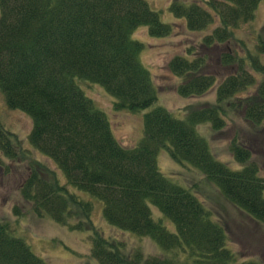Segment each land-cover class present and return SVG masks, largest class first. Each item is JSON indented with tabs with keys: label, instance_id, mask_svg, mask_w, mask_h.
<instances>
[{
	"label": "trees",
	"instance_id": "16d2710c",
	"mask_svg": "<svg viewBox=\"0 0 264 264\" xmlns=\"http://www.w3.org/2000/svg\"><path fill=\"white\" fill-rule=\"evenodd\" d=\"M261 2L170 4V11L185 20L189 31L211 27L200 42V52H209L207 58L204 52L190 58L193 48L167 63L173 75L184 79L176 92L198 97L215 87L216 105L195 109L183 120L156 106L143 117L139 144L125 148L77 81L102 86L114 98L115 111L153 107L157 88L140 61L144 47L133 33L146 27L151 37H167L171 26L145 0H0V91L8 108L30 116V145L57 164L68 185L100 200L110 225L151 239L164 253L144 256L136 248L129 254L122 241L93 230L90 256L97 264H261L239 258L228 245L225 227L188 189L163 176L156 162L158 151L165 148L173 160L201 172L231 205L264 227V176L252 151L232 140L229 152L242 168L231 170L214 158L196 131L202 123L220 131L225 126L220 115L225 103L239 109L254 127L264 125V41L251 53L235 38L240 26L254 20ZM233 39L242 44L239 54L228 49ZM212 60L217 68L207 72ZM255 85L253 97L231 103L235 95ZM14 138L0 124V151L9 161L18 157ZM21 195L32 201L39 217L46 214L73 230L93 229L92 203L70 194L45 165L30 170ZM149 204L171 220L175 233L153 219ZM0 264L46 263L0 221Z\"/></svg>",
	"mask_w": 264,
	"mask_h": 264
},
{
	"label": "rangeland",
	"instance_id": "374dc122",
	"mask_svg": "<svg viewBox=\"0 0 264 264\" xmlns=\"http://www.w3.org/2000/svg\"><path fill=\"white\" fill-rule=\"evenodd\" d=\"M145 1L159 14L160 20L172 28L171 35L167 37H151L146 27H140L133 33V39L142 43L144 47L140 61L150 72L157 88V102L154 106L139 112L115 111L114 98L102 86L77 81L78 86L93 101L95 107L106 115L113 137L125 148H134L139 144L143 137V117L156 106L183 120L195 109L216 105L215 87L202 96L190 98L180 96L176 88L184 79L173 75L167 67V63L173 57L187 55L188 49L195 48V53L190 58L203 56V52L207 58L209 52L205 50L200 52V42L211 27L204 32L189 31L185 20L175 16L169 9L175 0ZM235 36L244 42L243 46L245 45L251 53L257 49L260 40L264 41V2L258 5L254 20L240 26ZM239 45H242L241 42L233 39L228 49L239 54L241 51ZM215 64V60L208 62L206 71L216 69ZM261 80V76H258V83L261 84ZM255 91L256 85L239 92L231 103L235 105V101L249 99L253 97ZM220 115L225 122L220 131H215L211 123L196 126L198 134L209 144L214 158L231 170H240L242 166L229 152L231 141L238 140L252 151L253 161L262 169L261 173L264 176V125L260 128L254 127L243 118L239 109L232 108L229 103L222 105ZM0 124L15 136L18 151V157L14 161L4 158L0 151V221L8 223L13 234L24 239L38 258L46 264H97L90 256L93 230L104 238L122 241L126 246V252L139 248L144 256L164 255L151 239L110 225L103 216V203L100 200L67 184L66 177L57 164L30 145L29 136L32 131L30 116L8 108L1 91ZM156 162L163 176L188 189L208 211L212 212V219L216 222L218 220L225 227L228 232V245L239 258L254 259L264 264V227L250 220L247 213L231 205L217 186L207 180L201 172L184 162L178 163L173 160L165 148L158 151ZM37 164L45 165L53 171L59 185L64 186L70 194L92 203L93 229L73 230L69 226L55 223L46 214L39 217L33 210L32 201L23 199L21 189L28 179L30 170ZM148 206L153 219L160 221L168 231L175 233V226L171 220L155 206L151 204Z\"/></svg>",
	"mask_w": 264,
	"mask_h": 264
}]
</instances>
